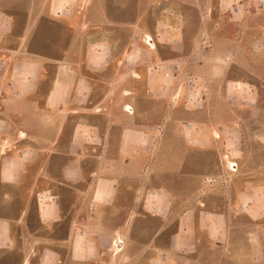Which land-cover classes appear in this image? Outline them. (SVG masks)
Returning a JSON list of instances; mask_svg holds the SVG:
<instances>
[{"label":"crops","instance_id":"0c3cea01","mask_svg":"<svg viewBox=\"0 0 264 264\" xmlns=\"http://www.w3.org/2000/svg\"><path fill=\"white\" fill-rule=\"evenodd\" d=\"M234 3L212 0L192 20L215 6L244 17ZM87 4L0 0V264H264V106L248 127L245 110L194 94L175 111L183 57L149 48L129 8L116 18L109 0L103 15ZM115 21L129 23L100 34ZM229 90L258 96L233 80L220 99ZM174 117L186 119L165 125Z\"/></svg>","mask_w":264,"mask_h":264},{"label":"rangeland","instance_id":"374dc122","mask_svg":"<svg viewBox=\"0 0 264 264\" xmlns=\"http://www.w3.org/2000/svg\"><path fill=\"white\" fill-rule=\"evenodd\" d=\"M109 1L114 3L116 18L122 17L124 7L129 8L130 12H128L132 20L130 24L133 25L130 29L137 33L140 32V35L149 32L150 37L145 40V44L157 51L162 48L161 58L170 56L164 51L170 48L174 49V56L183 57L177 62L178 69L174 70V95L177 97L174 102L175 111L180 107L183 109L189 107L190 97L194 94L199 101L197 106L203 105L207 109L214 106V110H217L218 105L222 104L223 106L226 105L229 110L233 108L243 109L245 110L243 114L246 116L244 126L248 127L253 124L250 123L252 114L247 111L264 106V0H256V7L248 5L246 8L238 7L237 3L242 4L244 1L236 0L233 7L239 9L244 17L232 14L229 10L217 14L215 6L212 13L218 16L214 14L200 22L192 20V13L204 12L208 2L210 4L212 0ZM87 2L89 4L86 6L88 10L91 8L90 4L97 2L99 3L98 13L106 14L107 0H87ZM213 2L215 5L217 0H213ZM75 3L76 1L70 5L69 10L78 18L84 10L81 5L76 6ZM162 17L172 18L174 21L160 23L158 31L155 33L153 31L154 20ZM128 23L129 21L125 23L124 21L99 22L98 27L100 34L110 35L104 30H120L123 29L124 24ZM66 25L68 28L73 27L71 23H66ZM103 28L104 30H102ZM257 38H259V42H255ZM91 39L88 38V40ZM69 40L73 41L72 38ZM109 40L114 46L124 45L127 48L135 44L139 47L143 45L141 36L125 41V43H122V39L116 36L109 38ZM84 41L86 42L87 39L83 38V44ZM252 42L255 43L252 44ZM252 45L254 46L252 47ZM134 66L133 60L131 67ZM233 80L254 84L258 96L255 95V99H252L249 93H244L242 90H229L227 92L228 98H231L232 101L225 102L222 97L220 99V88L224 82ZM223 92L221 91V94L224 96ZM239 96L248 100L246 102L241 101ZM236 98L238 99L236 100ZM188 118H193L196 120L195 122L202 120L201 117ZM185 119L186 117L169 118L165 125H180L179 122ZM258 120L261 122L262 119L259 118ZM238 122L241 121L238 120ZM212 124L215 127L219 126L217 119Z\"/></svg>","mask_w":264,"mask_h":264},{"label":"built area","instance_id":"2783aa9c","mask_svg":"<svg viewBox=\"0 0 264 264\" xmlns=\"http://www.w3.org/2000/svg\"><path fill=\"white\" fill-rule=\"evenodd\" d=\"M231 165V164H230ZM229 165V166H230ZM227 168H228V170L230 171V172H234L235 171V168H236V165L234 164V163H232V165L230 166V167H228L227 166ZM206 182L207 183H211V184H213V183H215V180L214 179H209V180H206Z\"/></svg>","mask_w":264,"mask_h":264}]
</instances>
